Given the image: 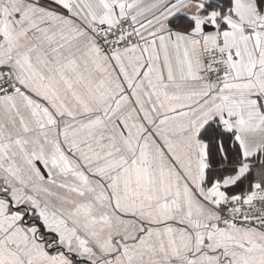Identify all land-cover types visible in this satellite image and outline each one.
<instances>
[{
    "label": "snow or ice",
    "instance_id": "snow-or-ice-1",
    "mask_svg": "<svg viewBox=\"0 0 264 264\" xmlns=\"http://www.w3.org/2000/svg\"><path fill=\"white\" fill-rule=\"evenodd\" d=\"M0 264H264V0H0Z\"/></svg>",
    "mask_w": 264,
    "mask_h": 264
}]
</instances>
